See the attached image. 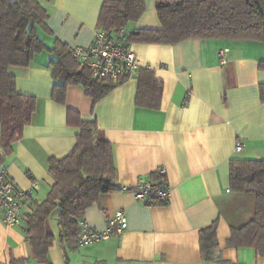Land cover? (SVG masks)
Returning a JSON list of instances; mask_svg holds the SVG:
<instances>
[{
    "label": "crops",
    "instance_id": "obj_1",
    "mask_svg": "<svg viewBox=\"0 0 264 264\" xmlns=\"http://www.w3.org/2000/svg\"><path fill=\"white\" fill-rule=\"evenodd\" d=\"M38 1L48 13L50 34L38 30L48 48L54 42L71 49L91 45L104 0ZM143 2V14L123 32L161 29L155 0ZM131 48L141 67L153 70L163 85L158 110L136 105L137 73L96 103L70 85L61 104L52 98L55 57L47 50L35 54L28 67L9 69L16 91L34 97L36 109L11 153L0 148V170L29 195L19 226L6 227L0 210V264L11 259H26V264H264L253 249L227 245L231 229L251 220L255 205L252 194L231 188L229 163L264 160V43L193 38L173 45L131 43ZM221 50H227L224 66ZM68 110L84 121L95 120L111 144L117 187L152 178L162 168L170 198L165 205L144 206L129 192L103 194L79 223L102 231L108 217L122 211L126 229L90 245L62 240L55 211L45 224L54 242L46 261L37 262L27 242L26 216L54 183L49 160L62 159L75 146L79 130L67 124ZM236 140L243 145L238 153ZM212 223L216 261L205 262L199 232Z\"/></svg>",
    "mask_w": 264,
    "mask_h": 264
},
{
    "label": "trees",
    "instance_id": "obj_2",
    "mask_svg": "<svg viewBox=\"0 0 264 264\" xmlns=\"http://www.w3.org/2000/svg\"><path fill=\"white\" fill-rule=\"evenodd\" d=\"M155 8L161 29L125 33L123 30L143 14V0H104L97 27L112 38L120 39L126 34L131 43L173 45L193 38L264 43V0H155ZM47 19L48 13L38 0H0V148L5 155L11 153L12 144L21 138L36 109L34 97L16 91L15 78L9 72L11 67L26 68L35 54L47 50L55 57L52 98L61 104L70 85L82 88L96 103L126 78L116 83L94 79L66 44L54 42L48 48L38 35L39 29L50 34ZM137 81L136 105L158 110L163 85L155 79L153 70L140 68ZM66 120L69 126L79 130L75 146L62 159L49 160L54 183L46 199L36 203L26 216L27 242L37 262L46 261L54 242V237L45 232L52 213H58L59 237L78 245V224L85 209L98 202L103 194L120 191L114 184L116 168L111 144L96 121H84L73 110L67 111ZM229 174L231 188L252 194L255 205L251 220L231 229L227 245L251 248L256 255L264 257V160L232 159ZM217 246L216 223H212L199 232L201 259L216 261ZM26 262V259H11L9 264Z\"/></svg>",
    "mask_w": 264,
    "mask_h": 264
},
{
    "label": "built area",
    "instance_id": "obj_3",
    "mask_svg": "<svg viewBox=\"0 0 264 264\" xmlns=\"http://www.w3.org/2000/svg\"><path fill=\"white\" fill-rule=\"evenodd\" d=\"M73 57L92 74L94 79L117 82L122 77L136 74L141 67L131 48L128 37L112 38L103 30L95 31L91 45L86 48L71 49ZM227 50L218 53L221 66L226 64ZM242 142L236 140L234 151L242 150ZM154 178H140L133 185L119 187L120 191L129 192L136 202L144 206L165 205L170 198L164 169H158ZM29 195L15 187L5 169L0 170V210L6 227L19 226L25 216L24 208ZM79 245H90L108 240L113 235L121 236L126 229V218L122 211H116L108 217L102 231H95L84 223H79Z\"/></svg>",
    "mask_w": 264,
    "mask_h": 264
}]
</instances>
